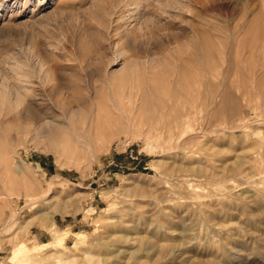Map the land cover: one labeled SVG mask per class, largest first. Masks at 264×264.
Here are the masks:
<instances>
[{"label": "rangeland", "instance_id": "obj_1", "mask_svg": "<svg viewBox=\"0 0 264 264\" xmlns=\"http://www.w3.org/2000/svg\"><path fill=\"white\" fill-rule=\"evenodd\" d=\"M70 261L264 264V0H0V264Z\"/></svg>", "mask_w": 264, "mask_h": 264}, {"label": "bare ground", "instance_id": "obj_2", "mask_svg": "<svg viewBox=\"0 0 264 264\" xmlns=\"http://www.w3.org/2000/svg\"><path fill=\"white\" fill-rule=\"evenodd\" d=\"M52 126H53V124H51V123H49V122H46V123H44V124H42L41 126H39L38 128H33V132H34V140L37 138V137H42V134H41V132H46L47 133V135H53L52 133L54 132V133H56L55 132V130L57 131V129H55V130H52ZM41 127V128H40ZM54 127V126H53ZM46 128V129H45ZM49 128V129H48ZM60 129V128H59ZM59 129H58V132H59ZM27 130H28V127L27 128H24V129H21L20 131H19V133L20 134H22V133H26L27 132ZM29 132V131H28ZM41 134V135H40ZM38 135V136H37ZM40 135V136H39ZM8 147V146H7ZM4 155V154H3ZM6 162H7V160H6ZM5 163V162H4ZM28 224L26 225V226H28L29 224H30V222H27ZM79 249V248H78ZM76 250V249H75ZM79 251V250H78ZM72 261H70L69 262V264L71 263Z\"/></svg>", "mask_w": 264, "mask_h": 264}, {"label": "crops", "instance_id": "obj_3", "mask_svg": "<svg viewBox=\"0 0 264 264\" xmlns=\"http://www.w3.org/2000/svg\"><path fill=\"white\" fill-rule=\"evenodd\" d=\"M32 224V223H31ZM29 226V225H28ZM27 226V227H28ZM26 227V228H27ZM25 228V229H26ZM53 240H52V242H51V244L50 245H55V244H59V245H63V238H64V236H63V233H60V234H58L57 233V231H55L54 233H53Z\"/></svg>", "mask_w": 264, "mask_h": 264}]
</instances>
